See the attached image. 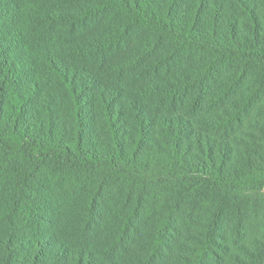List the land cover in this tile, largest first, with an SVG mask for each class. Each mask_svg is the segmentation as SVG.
<instances>
[{
  "label": "trees",
  "instance_id": "trees-1",
  "mask_svg": "<svg viewBox=\"0 0 264 264\" xmlns=\"http://www.w3.org/2000/svg\"><path fill=\"white\" fill-rule=\"evenodd\" d=\"M0 264H264V0H0Z\"/></svg>",
  "mask_w": 264,
  "mask_h": 264
}]
</instances>
